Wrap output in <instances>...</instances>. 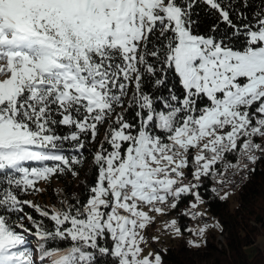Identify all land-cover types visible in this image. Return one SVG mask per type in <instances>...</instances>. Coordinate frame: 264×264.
<instances>
[{
	"label": "snow or ice",
	"instance_id": "6c2138e0",
	"mask_svg": "<svg viewBox=\"0 0 264 264\" xmlns=\"http://www.w3.org/2000/svg\"><path fill=\"white\" fill-rule=\"evenodd\" d=\"M260 160L264 0H0V264H163L149 213Z\"/></svg>",
	"mask_w": 264,
	"mask_h": 264
},
{
	"label": "trees",
	"instance_id": "16d2710c",
	"mask_svg": "<svg viewBox=\"0 0 264 264\" xmlns=\"http://www.w3.org/2000/svg\"><path fill=\"white\" fill-rule=\"evenodd\" d=\"M103 132L102 128L100 139L103 138ZM94 150V146H90V150L85 151L86 160L79 169V178L68 174L54 178L50 184L41 181L40 189L44 191L24 198L41 206H50L58 203L62 194L58 190L67 194L82 191V182L94 177ZM228 159L233 161L234 156L230 155ZM252 169L254 171L248 172L245 182L234 192H214L211 187L215 181L210 177L204 179L199 191L204 201L203 216L209 217V221L198 222L207 226L206 233L200 238L188 231L198 223L191 224L190 217L183 214L193 200L191 196L182 198L176 209H165L177 221L181 235L165 247L156 248L162 256L163 264H264V160L258 161ZM225 193L229 195L221 199ZM25 211L33 210L25 207ZM217 235H222V242H216ZM28 239L30 244L36 243L32 236ZM189 241H196L200 246L193 247Z\"/></svg>",
	"mask_w": 264,
	"mask_h": 264
},
{
	"label": "rangeland",
	"instance_id": "374dc122",
	"mask_svg": "<svg viewBox=\"0 0 264 264\" xmlns=\"http://www.w3.org/2000/svg\"><path fill=\"white\" fill-rule=\"evenodd\" d=\"M53 184L56 185L55 183ZM39 188H42V184H39ZM144 210L147 211V209ZM195 210L204 213L202 204H200ZM149 215L155 217V220L153 223L149 224V226L144 230L143 233L148 240L147 246L144 247V255H147L148 252L150 251L158 252L156 248L160 246L165 247L168 242H174L179 237L174 233L173 230L165 228V225L174 219L173 216L167 213L164 215H158L155 212H150ZM204 218L209 219V217H204ZM195 236L197 238H200L202 235L195 234ZM153 237H159L158 241H153L152 239Z\"/></svg>",
	"mask_w": 264,
	"mask_h": 264
},
{
	"label": "bare ground",
	"instance_id": "6f19581e",
	"mask_svg": "<svg viewBox=\"0 0 264 264\" xmlns=\"http://www.w3.org/2000/svg\"><path fill=\"white\" fill-rule=\"evenodd\" d=\"M233 163H236V157L234 156V160L231 161ZM234 170H230L229 171V176L228 178L233 182L229 185V188H226V185H221V184H217L216 182H214L212 184V187H217L215 188L216 191L214 192H217V193H222V192H234V191H237L238 188L245 182L246 178H247V174L249 172V170L245 169V170H242V171H238V172H235V174H233ZM238 179H242L241 182H235L237 181ZM196 212H198V210H194ZM188 216V215H187ZM191 218V216H188ZM205 216H197L194 220H201L203 219L204 221H209V219H206L204 218ZM192 223H196V222H191ZM223 241V237L222 235H217L216 237V242H222Z\"/></svg>",
	"mask_w": 264,
	"mask_h": 264
},
{
	"label": "built area",
	"instance_id": "2783aa9c",
	"mask_svg": "<svg viewBox=\"0 0 264 264\" xmlns=\"http://www.w3.org/2000/svg\"><path fill=\"white\" fill-rule=\"evenodd\" d=\"M245 163H247V161H245ZM254 165L253 164H248V169H252V167H253ZM242 181V179H238L237 181H235V182H241ZM233 183V182H232ZM231 183H229V184H226V188H229V185H230ZM211 187V186H210ZM213 188H217V187H211V189L213 190ZM190 219V222H207V221H204L203 219H201V220H194L192 217L191 218H189ZM189 222V223H190Z\"/></svg>",
	"mask_w": 264,
	"mask_h": 264
},
{
	"label": "crops",
	"instance_id": "0c3cea01",
	"mask_svg": "<svg viewBox=\"0 0 264 264\" xmlns=\"http://www.w3.org/2000/svg\"><path fill=\"white\" fill-rule=\"evenodd\" d=\"M200 227H205V225H203L202 223H198V224H196V225L194 226L193 229L195 230V229L200 228ZM206 229H207V227H206ZM205 232H206V231H205ZM205 232H204V233H205ZM179 236H180V235H179ZM178 238H179V237H178Z\"/></svg>",
	"mask_w": 264,
	"mask_h": 264
}]
</instances>
